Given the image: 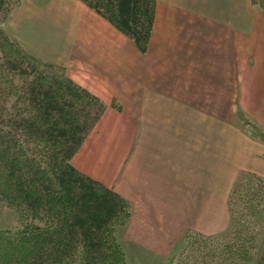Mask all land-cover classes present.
Wrapping results in <instances>:
<instances>
[{"label": "crops", "instance_id": "crops-1", "mask_svg": "<svg viewBox=\"0 0 264 264\" xmlns=\"http://www.w3.org/2000/svg\"><path fill=\"white\" fill-rule=\"evenodd\" d=\"M0 28L105 108L71 164L131 205L128 264H167L186 231L227 226L241 171L264 178V13L252 0H156L147 50L81 0H20Z\"/></svg>", "mask_w": 264, "mask_h": 264}, {"label": "trees", "instance_id": "trees-1", "mask_svg": "<svg viewBox=\"0 0 264 264\" xmlns=\"http://www.w3.org/2000/svg\"><path fill=\"white\" fill-rule=\"evenodd\" d=\"M81 1L140 52L147 50L156 0ZM19 2L0 0V20ZM252 2L264 13V0ZM104 108L62 65L32 54L0 28V206L18 218L16 226L0 227V264H128L116 233L129 221L130 203L71 164ZM239 119L264 143L263 127L243 114ZM262 206L264 178L241 171L228 193L230 221L221 252L213 242L218 235L186 231L180 242L190 249L171 264L252 260L260 241L256 230H244L251 223L261 227ZM256 264H264V246Z\"/></svg>", "mask_w": 264, "mask_h": 264}, {"label": "rangeland", "instance_id": "rangeland-1", "mask_svg": "<svg viewBox=\"0 0 264 264\" xmlns=\"http://www.w3.org/2000/svg\"><path fill=\"white\" fill-rule=\"evenodd\" d=\"M1 21H3V20H0V22ZM227 199H228V196H227ZM228 213H229V210H228ZM260 214H263V216L261 217V221H262L261 227L260 226L257 227L255 224L249 222V223H251V225L247 224L245 227L246 230H244V231H247L248 233H252L250 231L251 229L257 231V237L259 238V241H260V244L258 246L259 249L257 250V252L256 251L253 252L254 256H253L252 260H248V259L242 260V259H240L242 257H238L231 264H256V260L258 259V254L260 252V249L262 246H264V206L261 207ZM229 221H230V213H229ZM229 221H228V224H229ZM17 224H18V218H17V215L14 212V210L7 208L5 206H0V227H13V226H16ZM228 224L224 228V230H222L216 234H204V235H213V236L218 235V236L214 237V239H213V242H216L217 246H218V248L215 249V250H217V252H221L220 244H222L224 241H226V237H225L226 235H224V234H227L226 230L229 226ZM253 225H255L256 228ZM118 232L116 233V235H117V238L119 239V235H118L119 233ZM253 236L254 235H251L250 237H253ZM180 241H181V238L178 240V242L175 243L173 251L171 253V256H170L169 260L167 261V264L175 263L176 260L179 257H181V254L187 252L190 249L189 245H186L185 242H180ZM190 245L192 247L191 240H190ZM205 249H207L208 251L213 250L212 246L209 244L206 245ZM219 254L222 255V253H219ZM211 264H229V263L227 261H225V259H222L221 257H214L211 260Z\"/></svg>", "mask_w": 264, "mask_h": 264}]
</instances>
